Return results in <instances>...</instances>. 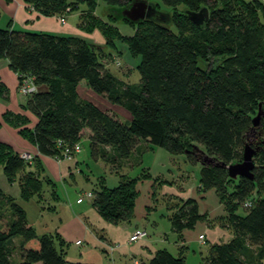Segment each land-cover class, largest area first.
Masks as SVG:
<instances>
[{"label": "trees", "instance_id": "1", "mask_svg": "<svg viewBox=\"0 0 264 264\" xmlns=\"http://www.w3.org/2000/svg\"><path fill=\"white\" fill-rule=\"evenodd\" d=\"M24 1L42 14L59 15L63 23L85 2L89 10L79 13V27L99 26L106 40L95 47L78 35L0 26V58L9 60L20 82L30 76L37 85L22 103L36 114L37 122L31 128L20 127L22 136L40 154L62 160L65 149L70 151L84 140L94 156L102 154L100 147H109L128 158L141 141L184 155V160L200 167L199 190L215 189L224 206L225 214L214 220L233 234L226 242L210 245L204 256L207 263L243 264L241 252L248 244L257 246V257L264 261V0H161L171 6L167 13L172 12L176 29L158 20L166 15L155 3L154 13L137 21L125 18L137 24L128 36L95 13L98 0ZM106 1L128 7L135 0ZM204 7L208 18L194 22L191 17ZM116 39H124L132 55L141 56L135 64L139 87L111 66L114 54L107 47L115 46ZM80 87L91 89L112 106L81 99ZM118 105L129 112L130 121ZM8 112L5 118L21 126L26 116L12 117ZM246 145L253 148L251 173L235 180L229 167L244 159ZM20 154L0 140V164L7 180L18 184L19 196H42L49 186L57 198L54 180L44 173L39 156L25 159ZM152 175L149 169L141 176L123 175L112 187L100 179V187L92 190L94 206L113 223L133 220L138 182ZM175 209L170 218L179 232L207 218L195 197ZM16 234L24 239L21 261L15 263L6 241ZM0 264L95 263L68 258L60 233H37L24 207L0 186ZM143 264L187 262L184 255L164 247Z\"/></svg>", "mask_w": 264, "mask_h": 264}, {"label": "rangeland", "instance_id": "2", "mask_svg": "<svg viewBox=\"0 0 264 264\" xmlns=\"http://www.w3.org/2000/svg\"><path fill=\"white\" fill-rule=\"evenodd\" d=\"M151 2L154 4L159 3V8L165 10L163 14L166 16L158 18V20L176 29L175 23L171 19L172 12L167 13V11H171V6L161 0H151ZM184 7V4L180 5V8ZM88 10V5L85 2H80L79 6L73 10V12H70L71 14L68 15L67 21L70 20L69 22L76 26L82 19L79 13ZM123 12L120 6L110 4L106 0H98L95 8V13L98 16L102 17L105 21L111 22V26H117L123 35H133L136 31L137 24L132 21H137L135 18L138 14H136L133 19V17H130L132 16L131 14H125ZM126 17L131 18L132 21H126ZM8 21L9 17L4 19V13H2L0 22L7 25ZM77 28L79 35L87 37L89 42L95 44V47L98 46L96 44L104 45L106 36L99 26L90 29L88 27H79L78 25ZM107 48L114 54V63L111 64L112 68L121 73V75L128 76L130 82L135 85V87H139L141 84L140 73L138 68L135 67V64L140 62L141 56L132 55L124 39H116V45ZM3 60H5V58H0V63H3ZM121 65H124L125 68L121 67ZM7 69L8 71L12 70L16 74L17 87L15 91L7 89V96L1 98L0 102H7L14 108H10L8 112L12 117L25 115L26 118L24 121H21V126H16L15 122L5 118L7 110H0V140L10 144L17 150L15 146L21 144L18 136H24L20 131V127H33L37 122V116L30 108L21 105V98L19 99V97L23 96L24 99H26L27 95L20 92V79L18 73L11 66H8ZM4 72L6 76H9V72L5 70ZM0 76H2V73H0ZM80 97L83 100L92 101L100 107L112 106L108 100L87 87H80ZM119 107V111L123 118L126 121H130L131 117L128 116L129 112L127 113L124 107ZM24 139L30 141L29 138ZM81 145V153H75L72 158L63 159V164L67 166V176L65 179L55 176L53 172H55L56 169L53 171L50 170L53 164L50 160L43 157L44 154L32 151V153L39 156L38 159L43 162V171H47L45 169L46 167L53 175L52 178L54 180V189L56 190L55 194L57 198L52 197L53 190L49 186L42 196L36 195L31 199L21 198L19 196L18 184L16 182L11 183L7 180L3 170V164H0V186L6 193L13 194L22 207H24L28 221L35 227L37 233H60L68 249V258L74 261L88 262L85 261L86 255L83 251L91 250L94 252L96 250L103 257L105 264H135L134 260L136 258L143 264L148 261V259L144 257L145 251H143L148 244L155 249L168 246L175 255H184L187 264H208L204 257L208 253L205 245L200 246L194 242L190 245L191 249L186 248V250L178 252V247L174 243L175 234L174 232L173 234L170 232L169 225L166 223L167 218L163 216V213L166 215L169 206L177 208L186 199L185 196L178 194L182 191L181 187L186 188V193H188V195H193L196 186L199 184L200 167L191 165L187 160L180 159L185 158L184 155H174V159L172 160V154L164 147L155 146L150 149L149 147L151 145L149 146L146 141H141L136 150H134L128 158L119 157L118 153L112 149L108 151L103 150L102 154L94 156L88 141H81ZM252 154V146L246 145L244 159L238 163L231 164L229 167L231 178L239 180L242 174L251 173V167L253 165ZM115 157H117V160L112 162L110 159H114ZM44 159L51 163L52 166L49 167L48 164L44 162ZM114 168L118 171L120 169L121 172L113 171L112 169ZM169 168H171L173 172H170L168 170ZM147 169L153 174L148 178L149 180L155 181V177L161 172V176L166 177L170 181L174 179L177 181H175V183L164 181L160 183V181L157 180V183H155L157 184L155 189L157 193L154 196L152 195L153 200L151 202V204L155 205L157 208L150 209L152 217H150V219L144 218L141 225L137 228L134 225V220L113 223L105 219L94 206L92 201L93 198L85 195V191L88 192L100 187V179L105 180L107 185L112 187L120 183L123 175L129 177L141 176V173ZM164 184H167L168 187H164ZM196 193H198L197 189ZM140 195L144 196L143 191ZM79 196H84V201L78 202L77 199ZM244 211L245 208L242 207L240 212L244 213ZM156 219L160 220H158L161 227L160 231H156V224L154 222ZM161 219L163 220L161 221ZM164 227H166L170 233V240L166 243L161 242V232ZM138 229L146 230L150 235L143 236L134 242H129L131 234ZM102 233L106 236L109 235L114 245L117 244L113 255L109 254L106 247L100 244L98 240L99 237L97 236H101ZM90 234H93L96 238L92 239ZM23 239V235L16 234L6 241V246L10 251V259L15 263L21 261L20 245ZM77 239L81 240V244L76 245ZM108 242L109 241L106 242V245ZM194 248L196 252L193 251ZM81 256L82 258H80ZM241 256L243 264H264V261H260L257 257L255 245L248 244L241 252Z\"/></svg>", "mask_w": 264, "mask_h": 264}, {"label": "crops", "instance_id": "3", "mask_svg": "<svg viewBox=\"0 0 264 264\" xmlns=\"http://www.w3.org/2000/svg\"><path fill=\"white\" fill-rule=\"evenodd\" d=\"M147 1L151 2V0H147ZM128 7H127V9H128ZM0 9H1V13H4V19L9 17V21H8L7 25L5 23L0 22L1 27H7V28L9 27L11 29H24V30H29V31H41V32H48V33L57 34V35H78V36L84 37L82 35H79V33H78L77 27L79 25V22L76 26H74L73 24H71L69 22L70 20L67 21V17L71 13H69L67 15L66 23L63 24L61 22V17L59 15L42 14L39 11H37L36 9L29 7V5L24 0H10L9 2H7L6 0H0ZM120 9L122 11H124L123 13H125V11L127 10L126 7H120ZM140 9H141V7H140ZM3 11H5V12H3ZM84 38H86L88 40L87 37H84ZM8 66H10L9 60L7 58H5V60H3V63H0V73H2V76H0V99L3 98L4 96L6 97V95H7L6 90L7 89H9V90L12 89V91H15V89L17 87L16 74L12 70L8 71V69H7ZM4 70L9 72V76H6ZM2 91L5 94H2L1 93ZM20 98H21V105H22V103H24V101L26 99H24L23 96H20L19 99ZM10 108L14 109L7 102H2V101L0 102V110L6 109L8 111ZM16 110H18V109H16ZM18 137L20 138V142H21L20 145L15 146L18 151H20V152L26 151V152H31V153H32V151L39 152L36 145H34L32 142L25 140L22 136H18ZM149 148L152 149L151 147H149ZM109 149H110L109 147H100L99 150L101 153V150L108 151ZM43 157H45V159L50 160L52 162L53 167H50V166H52L51 163H49L48 161H46L44 159L45 160L44 162L46 164H48V166L50 167V170L53 171L56 169V171L53 172L55 174V176H57L58 178L60 177L61 179L66 178L67 166H65L63 164V160L58 161V159H56L55 157L48 156V155H44ZM107 158H108V156H107ZM171 159L172 160L174 159V155H172ZM180 159H183V158H180ZM110 160L112 162H114L115 160H117V157H115L114 159L112 158ZM45 169L47 171L44 173L53 177L50 170L47 169L46 167H45ZM112 170L116 171V172H121L120 169L118 171L116 168H114ZM168 170L170 172H173L171 168H169ZM156 177H160L159 181H164V182H169V183L170 182L175 183V181H177L176 179H174L173 181H170L166 177L161 176V172ZM155 183H157V181L155 182V181L149 180V179H143V180H140L138 182L137 188L139 190V196H138L136 207H135V214L136 215L133 218V220L135 221L134 225L136 228L141 225L144 218L150 219V217H152V212L150 209L157 208L155 205L151 204V202L153 200L152 195L154 196L157 193V191H155L157 184H155ZM198 185L196 186L195 192H193V195H188V193H186V188H184V187H181L182 191L178 194H180L181 196H185L186 198L195 197L197 199L200 212L207 216V218L204 219V221L200 220L196 223L194 228L184 229L182 232H179V231H176L174 229L173 224H172V220L170 218V214L173 211H175L176 209L173 208L172 206H169V210L166 211V215H165V213H163L164 218H167L166 223L169 225L168 227L170 228V232L172 234L174 232V234H175L174 243L178 247V252L184 251V250H186V248L191 249L190 245H191V243H194V242L200 246L205 245L207 247V252H208L211 244L226 242L233 237V234L229 229L223 227L220 223H218V222H216V220H214L218 216L225 214L224 206L221 203L219 196L216 193L215 189H211V190L202 192L199 190ZM163 186L168 187L167 184H164ZM196 189L198 190V193H196ZM142 191L144 193V196L140 195L142 193ZM158 220L156 219V221H154L156 224V231L161 230L160 229L161 227L159 224L160 220L159 221ZM162 220L163 219H161V221ZM200 234H204V236H205V242L204 243L200 242V239H199ZM147 235H150V234L148 233ZM161 235H162V238H161L162 243H166L167 241L170 240V233L166 227H164L163 231L161 232ZM90 237L92 239L96 238L93 234H90ZM97 237H99L98 240L100 241V244H102V246L104 245L108 251V248L106 246V242L109 241V242L113 243L111 237L109 235L106 236L103 233L101 234V236H97ZM77 240H79V239H77ZM76 245H78V244H76ZM118 246H119V244H118ZM255 247H256V249H258L257 246H255ZM162 248H164V247H162ZM165 248L169 249L168 246H165ZM157 249H159V248L155 249L154 247H151L150 245L147 244L146 248L143 250V251H145L144 257H146V259H148V261H149V259L154 255V252ZM146 250H147V252H146ZM193 251L196 252V249L194 248ZM83 252L86 255L85 261H88L90 263H95V264H105L103 257L96 250L94 252H92L91 250H84ZM113 253L114 252H109V254H112V255H113ZM82 256L80 258H82ZM137 260L139 261V259H137ZM139 264H141V262Z\"/></svg>", "mask_w": 264, "mask_h": 264}, {"label": "built area", "instance_id": "4", "mask_svg": "<svg viewBox=\"0 0 264 264\" xmlns=\"http://www.w3.org/2000/svg\"><path fill=\"white\" fill-rule=\"evenodd\" d=\"M19 87H20V92L23 93V94H29V93L34 92V91L37 90V85L30 78V76L29 77H25L22 80V82H20V86ZM68 151H69V149H67V150L65 149L66 153H65L63 158H72V153L73 152H76V153L81 152L82 151L81 142L76 143V145L72 149H70V151H73V152L70 153V151L69 152ZM20 156L25 158V159H31L33 157V153L23 151V152H21ZM61 160H62V158H58V161H61ZM85 192H86L85 195L93 198V196H94L93 191H88V192L85 191ZM77 200H78V202L83 201L84 200V196H79V198ZM147 234L148 233H147L146 230H139L138 229V230L134 231L131 234V236L129 238V242H134V241L138 240L139 238H141L143 236H146ZM199 239H200V242L204 243L205 242L204 234H200ZM76 243L77 244H81V240H77ZM116 245H114L111 242H108L107 245H106L107 248H108V252H114ZM134 263L135 264H139L140 262L137 259H135Z\"/></svg>", "mask_w": 264, "mask_h": 264}, {"label": "water", "instance_id": "5", "mask_svg": "<svg viewBox=\"0 0 264 264\" xmlns=\"http://www.w3.org/2000/svg\"><path fill=\"white\" fill-rule=\"evenodd\" d=\"M138 1L144 4L141 6V9H139V13L136 16V18L134 16L128 15L130 17H133V19L135 18V20H139L141 18H144L145 16H148L154 13V11H156V7L154 6V3H151L145 0H135L133 3L135 4ZM208 16H209L208 9L204 7L200 12L195 13V15L192 16L191 18L194 22H203L205 19L208 18Z\"/></svg>", "mask_w": 264, "mask_h": 264}, {"label": "flooded vegetation", "instance_id": "6", "mask_svg": "<svg viewBox=\"0 0 264 264\" xmlns=\"http://www.w3.org/2000/svg\"><path fill=\"white\" fill-rule=\"evenodd\" d=\"M144 3L142 2H137V3H132L128 9L125 11L126 14H131L132 16H135L136 14L139 13V9L140 7L143 5Z\"/></svg>", "mask_w": 264, "mask_h": 264}]
</instances>
